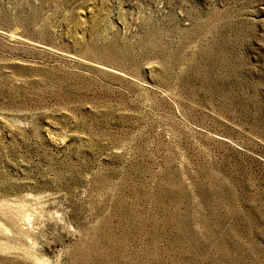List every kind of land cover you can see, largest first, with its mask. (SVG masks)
<instances>
[{
  "label": "rangeland",
  "instance_id": "obj_1",
  "mask_svg": "<svg viewBox=\"0 0 264 264\" xmlns=\"http://www.w3.org/2000/svg\"><path fill=\"white\" fill-rule=\"evenodd\" d=\"M0 264H264V0H0Z\"/></svg>",
  "mask_w": 264,
  "mask_h": 264
}]
</instances>
